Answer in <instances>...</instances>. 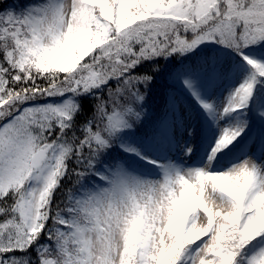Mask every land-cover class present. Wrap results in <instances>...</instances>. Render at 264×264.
Listing matches in <instances>:
<instances>
[{
    "label": "snow or ice",
    "instance_id": "6c2138e0",
    "mask_svg": "<svg viewBox=\"0 0 264 264\" xmlns=\"http://www.w3.org/2000/svg\"><path fill=\"white\" fill-rule=\"evenodd\" d=\"M0 264H264V0H0Z\"/></svg>",
    "mask_w": 264,
    "mask_h": 264
},
{
    "label": "rangeland",
    "instance_id": "374dc122",
    "mask_svg": "<svg viewBox=\"0 0 264 264\" xmlns=\"http://www.w3.org/2000/svg\"><path fill=\"white\" fill-rule=\"evenodd\" d=\"M203 46V45H201ZM247 69H245V73ZM235 84L233 82H229L226 86L221 89H218L214 93H206L201 90V95L204 99L213 103L216 109L222 107L223 103L225 102L226 96L228 95L229 90L234 87ZM196 112L195 119L190 121L195 125V134L190 139L191 143L193 144L194 150L196 151L197 155L190 160L185 161L182 157L179 145L170 148L167 152V160L170 163H174L176 165H182L185 167H190L195 164H198L200 159V154L202 153L203 146L205 144L206 137L213 136V134L217 131L216 126V112L211 114H207L210 116V122H205L202 120V114L199 113V110L194 109ZM201 110V109H200ZM239 117L237 114H232L229 117H225L222 121L219 122L221 126L223 125H232L238 121Z\"/></svg>",
    "mask_w": 264,
    "mask_h": 264
},
{
    "label": "trees",
    "instance_id": "16d2710c",
    "mask_svg": "<svg viewBox=\"0 0 264 264\" xmlns=\"http://www.w3.org/2000/svg\"><path fill=\"white\" fill-rule=\"evenodd\" d=\"M201 48L204 47L200 46ZM215 47V46H213ZM199 51V49H197ZM209 53L211 52V49H206ZM193 53H187L186 56H192ZM186 61L185 56H181L179 58L176 57H168L166 60L163 58H159L158 63L162 65L161 70L158 74L154 75V84L152 86V92L146 97V100L149 101V103H153L162 93L164 87L167 85V76L170 72L176 70L179 68L182 64V62ZM152 62H145V65L139 66L140 71H146L148 67L150 66ZM193 107L196 110H199L198 112L202 114V120L205 122H210V116L203 112V110H200L199 105H196L193 101ZM158 108V106H157Z\"/></svg>",
    "mask_w": 264,
    "mask_h": 264
}]
</instances>
